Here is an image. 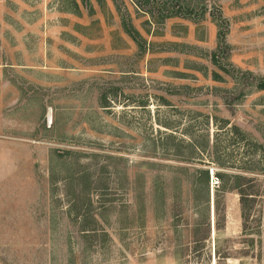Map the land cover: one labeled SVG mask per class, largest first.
<instances>
[{"label": "rangeland", "instance_id": "obj_1", "mask_svg": "<svg viewBox=\"0 0 264 264\" xmlns=\"http://www.w3.org/2000/svg\"><path fill=\"white\" fill-rule=\"evenodd\" d=\"M262 80L264 0H0V264H264Z\"/></svg>", "mask_w": 264, "mask_h": 264}, {"label": "trees", "instance_id": "obj_2", "mask_svg": "<svg viewBox=\"0 0 264 264\" xmlns=\"http://www.w3.org/2000/svg\"><path fill=\"white\" fill-rule=\"evenodd\" d=\"M259 88L264 89V80L260 81L258 83ZM205 175H206V181L208 180V171L205 170ZM217 174V178H219L220 180H233L235 181V185H231V187L228 188V190H237L238 193L240 194V203H241V215H242V219H243V226L246 224L245 222L248 220L249 215H250V205H249V193L246 192V190L242 189L243 184L240 182V179L243 178V176H241L238 173H232V174H226V173H216ZM207 184V183H206ZM223 187H225V185H223ZM251 200V199H250ZM218 217L215 215V230L216 232H219L220 228H221V223L220 221H218L217 219ZM206 225L208 227H210V221L207 220ZM260 227V225H257V229L258 230ZM258 235L260 233H257Z\"/></svg>", "mask_w": 264, "mask_h": 264}]
</instances>
